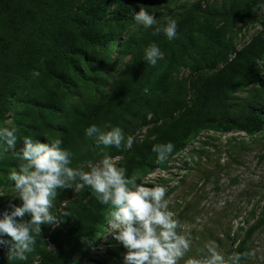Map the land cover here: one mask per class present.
<instances>
[{
	"label": "rangeland",
	"instance_id": "374dc122",
	"mask_svg": "<svg viewBox=\"0 0 264 264\" xmlns=\"http://www.w3.org/2000/svg\"><path fill=\"white\" fill-rule=\"evenodd\" d=\"M87 1L57 0V8L69 14L62 18L67 28L73 27L70 15L75 18V10ZM118 2L112 0L109 8H115ZM134 2L141 8L154 11L158 23L167 19L177 22V36L173 40H168L163 34L153 36L152 29H145L136 23V27L124 25L125 28L120 23H110L105 28L110 32H118L121 42L135 34L138 45L120 57L119 44L103 60L100 92L109 105L101 111V116L105 117L98 128L108 131L112 127H120L125 137L134 138L132 146H138L151 141L156 134L158 125L150 120L155 101L164 98L191 101L200 83L221 68L261 29L264 24V0L258 1L252 19H247V0ZM4 8L7 12L6 17H0V52L5 38L16 36L14 28L18 26L19 11L26 16L30 13L24 0H11L9 5L4 2ZM85 37L90 39L89 36ZM188 37L191 39L188 40ZM151 43H156L163 54V59L158 60L155 66L143 59V49ZM15 49L11 50L9 57H17ZM86 50L95 57L100 54L97 49ZM49 54L37 57L32 69L17 82L11 97L3 99L0 91V102L5 107L0 127L17 128V149L37 122L38 95L46 94L51 89L50 86L46 88L43 79ZM263 67L264 56L253 63L237 81V85L243 86H238L229 97L226 112L229 120H239L243 111L253 107L262 109L264 115V92L251 77L253 73L262 74L263 81ZM168 68L170 75L165 90L158 91L155 89L156 80ZM137 69H140V74ZM82 88L77 87L66 97L54 120L62 123L61 116L66 115L78 102L79 95L88 94ZM223 110L217 103H213L204 118L215 124ZM60 134L58 131H44L42 139L46 142L47 139L60 138L62 147L73 154L72 167L87 171L102 153L117 160V164L126 157L121 150L97 146L93 138L85 136L77 143ZM3 157L9 158L10 166L5 172L0 171V193L5 194L0 197V208L2 205L5 208L11 199L8 194L12 191V185L7 176L19 163L11 151L0 152V159ZM153 164L154 169L151 171L140 170L133 175H138V183L143 181L144 186L165 187L169 210L179 221L182 234L191 237L190 250L178 264H185L188 258H200L209 244L224 256L238 254V245L243 239L245 243L240 264H264V135H256L254 138L242 131L202 129L187 141L182 150L171 154L165 164H157L155 161ZM5 179L8 183H4ZM14 202L20 203L19 200ZM96 202L95 195L87 188L81 191H59L52 211H68L70 216L65 217L59 227L41 225V236L36 238L33 251L26 254L28 259L14 260L11 264H36L44 252L55 248L75 221V216L81 210L87 213L92 211L90 204ZM107 211L106 205L99 210V224L95 226V234L90 240L92 248H83L65 264H122L126 249L114 239V233L108 230L104 219ZM197 218L200 222H197ZM3 249H0V264H9L6 250Z\"/></svg>",
	"mask_w": 264,
	"mask_h": 264
},
{
	"label": "trees",
	"instance_id": "16d2710c",
	"mask_svg": "<svg viewBox=\"0 0 264 264\" xmlns=\"http://www.w3.org/2000/svg\"><path fill=\"white\" fill-rule=\"evenodd\" d=\"M87 1V0H86ZM259 0H247V19H252ZM4 2L9 5L11 0H0V17H6L7 10ZM30 13L28 16L19 11L16 36L5 38L0 52V91L2 98L12 96L19 80L26 76V72L35 65L37 57L48 55L47 68L44 74L47 90L46 94H39L36 104L37 122L26 137L42 139L44 131L61 133V137H70L80 143L85 138V129L93 124L97 127L104 120L101 116L103 107L108 108L106 98L100 92L102 79L100 78L102 63L106 55L120 44V57L130 52L138 45L135 34H131L125 41H120L118 32H110L105 28L110 23H120L128 27H136L133 12L139 10L134 0H119L115 8L110 9L112 0H88L76 9L75 18L70 15L73 27L67 28L62 23L64 14L57 8V0H24ZM122 29V28H121ZM85 36H89L87 40ZM190 40L191 38L188 37ZM13 48L17 57H9ZM86 48L100 50L98 56L87 53ZM264 56V24L261 29L232 57H230L213 74L204 79L195 91L191 101L164 98L155 101L152 108L151 121L157 124L154 138L146 143L132 146L131 149L121 150L125 154L124 160L117 164L127 169L129 175L140 170L151 171L156 154L151 152L154 144L171 142L173 153L182 150L187 141L202 129L218 131L236 130L245 132L248 137L264 135V115L262 109L247 108L242 112L239 120L231 121L226 117L230 95L238 86L237 81L251 68V65ZM195 64V63H194ZM197 64V63H196ZM136 68V67H135ZM133 69V71L135 70ZM264 72V67L261 73ZM140 74V69H137ZM170 75V68L165 70L156 80L155 89L165 90V83ZM264 92L262 74H251ZM237 85V86H236ZM83 87L88 94H80L78 102L72 106L66 115L61 116L63 122H57L55 116L60 111L61 103L74 92L77 87ZM112 95V94H110ZM115 95V94H114ZM1 98V99H2ZM1 101V100H0ZM217 103L224 109L223 114L209 123L205 117L208 108ZM5 113L4 104L0 102V120ZM60 119L62 120V118ZM103 118V119H102ZM0 171L5 172L10 166L9 158L0 159ZM4 183H8L5 179ZM97 201L90 204L92 211L81 212L75 216V221L56 243L51 251L44 252L36 264H65L74 254L83 248H92L90 240L95 234V226L99 224L98 214L102 209ZM3 210L4 206H1ZM252 229V228H251ZM245 239L238 245V254L243 258L242 249ZM4 250L3 248H0ZM6 250V249H5Z\"/></svg>",
	"mask_w": 264,
	"mask_h": 264
},
{
	"label": "clouds",
	"instance_id": "9594fccd",
	"mask_svg": "<svg viewBox=\"0 0 264 264\" xmlns=\"http://www.w3.org/2000/svg\"><path fill=\"white\" fill-rule=\"evenodd\" d=\"M133 19L145 29H152L153 36L163 34L168 40L177 36L176 20L158 23L154 11L139 7ZM143 59L155 66L163 54L156 43H151L143 49ZM17 131L14 126L0 127V152H13L19 162L7 176L12 185L8 194L11 199L0 210V248L6 249L9 264L28 259L26 254L33 251L36 238L41 236V225L59 227L70 216L68 211H52L58 192L85 188L99 204L108 206L104 217L107 228L126 249L122 264H178L185 258L191 237L182 234L179 221L169 210L165 187L138 183V175H129L107 153H102L87 171L72 167L73 154L62 147L60 138L41 142L24 137L17 149ZM84 131L97 146L105 148L128 150L134 143V138L125 137L120 127L102 131L93 124ZM173 148L171 142L154 144L151 152L156 154L155 163L165 164ZM4 195L0 193V197ZM240 260V254L224 256L209 244L200 258H188L185 264H240Z\"/></svg>",
	"mask_w": 264,
	"mask_h": 264
}]
</instances>
